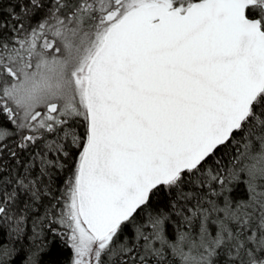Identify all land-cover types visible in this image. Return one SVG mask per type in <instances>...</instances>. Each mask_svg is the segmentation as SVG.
<instances>
[{
    "label": "snow or ice",
    "instance_id": "obj_1",
    "mask_svg": "<svg viewBox=\"0 0 264 264\" xmlns=\"http://www.w3.org/2000/svg\"><path fill=\"white\" fill-rule=\"evenodd\" d=\"M13 20L0 25V117L14 132L0 126V144L17 135L20 149L44 151L33 157L39 174L26 167L0 196V219L23 222L13 214L21 194L28 209L51 196L42 219L64 229L72 264H167V248L180 264H264V0H52L35 26ZM233 145L223 178L206 168ZM73 148L55 196L43 177ZM240 172L249 198L222 208L197 200L184 217L199 220L194 236L169 243L164 214L136 224L161 191L189 200L197 194L186 183L226 188ZM10 254L0 247V264Z\"/></svg>",
    "mask_w": 264,
    "mask_h": 264
},
{
    "label": "trees",
    "instance_id": "obj_2",
    "mask_svg": "<svg viewBox=\"0 0 264 264\" xmlns=\"http://www.w3.org/2000/svg\"><path fill=\"white\" fill-rule=\"evenodd\" d=\"M44 7L32 12L29 0H0V25L7 24L11 27L16 23L13 15L22 18L25 26H35L36 22L45 16L48 8L51 6L52 0H43ZM29 8V14L25 16L24 9ZM7 32V29H5ZM0 126L6 127L8 131L14 132V127L3 117H0ZM83 129L81 128L80 131ZM54 139V137H52ZM19 137L17 135L6 138L0 144V196L5 191H12L16 188L15 181L17 178L24 176L25 168L30 169L29 176L36 177L39 174V159L34 160L33 157L37 153L43 152V145H30L26 149L17 147ZM237 145H233L228 149H222L217 155L207 162L206 168L211 172L221 171V176L226 174V170L233 165V156L236 153ZM243 149H241L242 151ZM16 152L13 156L11 153ZM72 155L70 159H66L63 170L58 168L50 169V177H43L55 196H58L63 188L66 176L71 171L76 160V149H70ZM49 159H55L54 153L48 154ZM219 161V163H218ZM239 168L240 164L237 163ZM2 181H10L3 183ZM248 176L244 172H240L238 178L230 183L226 181V188L219 183L206 184L202 189L191 183L184 185L185 192H194L197 195L192 199H178L175 192L169 194L161 191L152 198L151 204L136 218V224L147 223L149 213L152 216L164 214L167 218L164 222V235L169 243H176L181 234L189 233L195 235L199 230V220L195 219L191 225L184 219L185 216H191L189 209L196 206L197 200H200L203 207H210L214 202L218 207L222 208L227 199L231 204L235 205L249 198L250 189L248 186ZM259 181L257 184L259 185ZM211 188V191H210ZM260 191V189H257ZM218 195H212V192ZM19 202L13 208L14 216L23 217V222L19 225L14 220L5 221L0 219V247H7L10 250V256L4 258V264H72V250L65 239L61 238L64 229L59 224L52 223V217L42 219L46 210L56 201L51 197H44L40 201H36L31 209L25 207V202H32L29 197L21 194L18 197ZM175 205V207H173ZM217 214L213 213L210 218V231L215 230L216 225L211 223ZM222 216L223 214L220 213ZM145 232H150L151 228H145ZM135 227L129 225L125 233L127 242H135ZM143 242L141 241V244ZM153 247H160L159 241H156ZM187 251V248L184 249ZM165 261L167 264H180L179 256H173L172 249L167 248L165 251ZM150 264H156L154 258L150 259ZM163 264V262H162Z\"/></svg>",
    "mask_w": 264,
    "mask_h": 264
}]
</instances>
